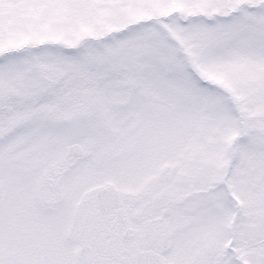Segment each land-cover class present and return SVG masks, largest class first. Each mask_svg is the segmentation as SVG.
Wrapping results in <instances>:
<instances>
[{
	"label": "snow or ice",
	"instance_id": "1",
	"mask_svg": "<svg viewBox=\"0 0 264 264\" xmlns=\"http://www.w3.org/2000/svg\"><path fill=\"white\" fill-rule=\"evenodd\" d=\"M0 264H264V0H0Z\"/></svg>",
	"mask_w": 264,
	"mask_h": 264
}]
</instances>
